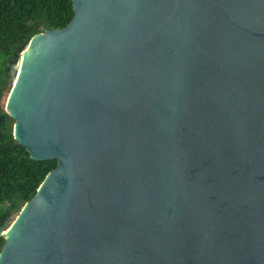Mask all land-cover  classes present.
I'll list each match as a JSON object with an SVG mask.
<instances>
[{"label": "water", "instance_id": "obj_1", "mask_svg": "<svg viewBox=\"0 0 264 264\" xmlns=\"http://www.w3.org/2000/svg\"><path fill=\"white\" fill-rule=\"evenodd\" d=\"M4 110L56 161L0 264H264V0H72Z\"/></svg>", "mask_w": 264, "mask_h": 264}, {"label": "trees", "instance_id": "obj_2", "mask_svg": "<svg viewBox=\"0 0 264 264\" xmlns=\"http://www.w3.org/2000/svg\"><path fill=\"white\" fill-rule=\"evenodd\" d=\"M73 18L72 0H0V226L36 194L56 161H34L13 139L14 121L4 110L9 77L38 34L64 29ZM5 241L0 236V251Z\"/></svg>", "mask_w": 264, "mask_h": 264}, {"label": "rangeland", "instance_id": "obj_3", "mask_svg": "<svg viewBox=\"0 0 264 264\" xmlns=\"http://www.w3.org/2000/svg\"><path fill=\"white\" fill-rule=\"evenodd\" d=\"M5 103V102H4Z\"/></svg>", "mask_w": 264, "mask_h": 264}]
</instances>
